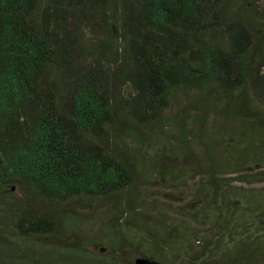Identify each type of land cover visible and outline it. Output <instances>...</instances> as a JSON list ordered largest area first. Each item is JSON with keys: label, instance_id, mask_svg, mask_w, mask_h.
<instances>
[{"label": "trees", "instance_id": "16d2710c", "mask_svg": "<svg viewBox=\"0 0 264 264\" xmlns=\"http://www.w3.org/2000/svg\"><path fill=\"white\" fill-rule=\"evenodd\" d=\"M136 255L264 264V0H0V264Z\"/></svg>", "mask_w": 264, "mask_h": 264}, {"label": "rangeland", "instance_id": "374dc122", "mask_svg": "<svg viewBox=\"0 0 264 264\" xmlns=\"http://www.w3.org/2000/svg\"><path fill=\"white\" fill-rule=\"evenodd\" d=\"M178 106H179L178 103H175V102L170 103L169 106L167 107V113L177 111ZM191 113L192 112H190V114ZM161 138H164V137H161ZM191 149L193 151H195V152H198L199 151V145L197 143L193 142V143H191ZM148 153H151V150ZM193 181L194 180H192V179H190L188 181V185H187L186 189L189 190V187H192ZM149 185L152 188L150 189L151 193H149L147 195V197L151 198V196L156 194L155 191H157L156 189H158V188L155 187L156 184L153 183V182L149 183ZM152 191H154V192H152ZM156 200H157L156 203H158L159 205L161 203H163L162 199L156 198ZM96 210H97V214H96V218L94 219V221H92L91 223H86L85 224L86 227L84 229V232L86 233L87 236H89L91 234H94V233H96V237L99 236V224H100L101 221L107 220L110 217V215L112 214V212L114 210V204H113L112 201H108L107 203H103V204H100L99 202H97ZM99 210H103V212L101 213V216H100L101 220H99ZM166 217L168 218V221L165 222L166 223V227H168L170 225H176L179 222V218L176 215L167 214ZM186 223L188 225V229H189L190 232H188L187 235L185 236V241L189 245L191 252H198V251H200V249H201V247L203 245V240L204 239L203 238H200V239H196L195 238L194 239V236H193L194 225L191 222H189V221H187ZM178 228L182 229L184 227H182L181 225H178ZM98 246L97 245L91 246L90 249H92L93 251H96ZM135 254H136L135 252H131V255H135ZM173 263L174 264H181V260H174Z\"/></svg>", "mask_w": 264, "mask_h": 264}, {"label": "water", "instance_id": "95a60500", "mask_svg": "<svg viewBox=\"0 0 264 264\" xmlns=\"http://www.w3.org/2000/svg\"><path fill=\"white\" fill-rule=\"evenodd\" d=\"M133 262L134 264H165L156 259H151L141 255H136Z\"/></svg>", "mask_w": 264, "mask_h": 264}]
</instances>
